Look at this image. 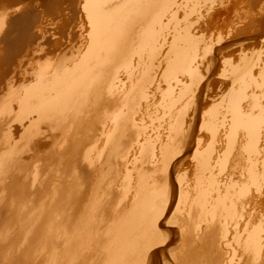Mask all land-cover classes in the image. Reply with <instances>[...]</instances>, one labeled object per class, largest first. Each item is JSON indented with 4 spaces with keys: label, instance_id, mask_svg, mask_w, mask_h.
<instances>
[{
    "label": "bare ground",
    "instance_id": "obj_1",
    "mask_svg": "<svg viewBox=\"0 0 264 264\" xmlns=\"http://www.w3.org/2000/svg\"><path fill=\"white\" fill-rule=\"evenodd\" d=\"M30 3L0 7V264H264V0Z\"/></svg>",
    "mask_w": 264,
    "mask_h": 264
},
{
    "label": "rangeland",
    "instance_id": "obj_2",
    "mask_svg": "<svg viewBox=\"0 0 264 264\" xmlns=\"http://www.w3.org/2000/svg\"><path fill=\"white\" fill-rule=\"evenodd\" d=\"M28 1L31 2L30 3L31 11H33L38 17L43 18V21H47L49 23L50 22V18H52V17L53 18L57 17V18H60V19L62 18V15H61L62 12L60 13V12L56 11V9H52L51 8V4H52L53 1L54 2L58 1V2L62 3L64 1H66V0H44V5H41V0H0V7L5 3V5H3V6H6V7L8 6L9 8H12V7L16 6V5L27 3ZM61 3H60V5H61ZM11 5H12V7H11ZM63 7H64V5H63ZM57 12H58L59 15L57 14ZM20 13L21 12H17V13H15V15L11 13L9 18H14V17H16V15H19ZM46 18H49V19L46 20Z\"/></svg>",
    "mask_w": 264,
    "mask_h": 264
}]
</instances>
